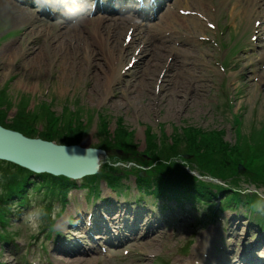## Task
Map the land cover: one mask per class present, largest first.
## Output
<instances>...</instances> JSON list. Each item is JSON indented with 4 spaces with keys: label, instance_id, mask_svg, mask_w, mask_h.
I'll return each instance as SVG.
<instances>
[{
    "label": "rangeland",
    "instance_id": "rangeland-1",
    "mask_svg": "<svg viewBox=\"0 0 264 264\" xmlns=\"http://www.w3.org/2000/svg\"><path fill=\"white\" fill-rule=\"evenodd\" d=\"M8 2L12 3L0 0V126L27 137H47L58 144L62 143L58 139L70 122V132L65 134L77 144L98 149V169L105 160L108 165H136L139 170L142 167L132 159L108 161L106 157L114 155L112 151H122L96 147L102 127L112 135L122 125L131 134L128 142L133 150L144 152L136 154L144 157V163L148 158L147 132L156 137L160 149L172 150V156L183 161L192 155L178 145L185 141L183 134H190V128L221 130L223 140L229 144L235 141L236 130L237 136L256 130L254 136L264 141V49L256 46L263 36L260 24H264V3L259 8L252 7L250 0H177L174 7L188 10L186 14L177 13L178 19L165 25L160 20L151 22L154 28L141 23L142 20H133L138 24L134 38L126 26L128 18L120 17V29L113 26L119 21L116 20L106 30L111 38L108 45L121 46L118 57L102 56L97 61L86 53L85 39L82 41V28H91L93 23L82 20L78 24H56L39 19L36 11L14 0ZM169 28L178 32H163ZM114 32L116 41L112 40ZM125 32L129 39H125ZM99 38L104 46L106 40L101 35ZM138 43L147 55L141 64L129 63L131 54L121 56V48L128 45L133 57ZM147 46H162L165 50L149 54ZM97 51L102 54L100 49ZM147 64H157V68L141 73ZM105 69H112L115 75L109 77V83L104 79ZM232 115H238L237 124ZM175 136L180 142L169 148ZM98 178L89 185L98 188L101 200L92 202L88 186L80 184L69 189L63 206L54 199L42 198L43 194L28 184L24 196L27 202L19 207L14 202V208L7 205V210L5 205V214H0V264H198L202 249L207 250L202 251L205 264H248L253 258H264V220L255 223L263 215L256 209L264 207V188L255 189L250 183L239 182L241 196L248 194L259 199L255 205L235 203L201 222L199 219L204 218L200 210L188 213L173 200L165 202L168 207H160L159 200L152 203L148 194L138 198L139 190L130 173L118 176L114 180L118 187L114 189ZM73 184L77 186L79 180ZM98 205L107 207V211L114 208L119 215H111L113 229L120 223L121 229L130 228L128 235L133 231L132 235L138 236L136 240H126L122 247L109 248L107 253L60 255L54 248L53 236L64 230L66 235L69 229L82 231L85 215L92 212L95 216ZM57 206L75 225L68 223L58 231L52 226L54 221L49 220L38 233L28 230L25 213L33 207L51 212ZM143 216L150 222L146 223ZM5 233H10L12 243L2 240ZM97 245L102 242L98 240ZM111 253L115 256L111 257Z\"/></svg>",
    "mask_w": 264,
    "mask_h": 264
},
{
    "label": "trees",
    "instance_id": "trees-1",
    "mask_svg": "<svg viewBox=\"0 0 264 264\" xmlns=\"http://www.w3.org/2000/svg\"><path fill=\"white\" fill-rule=\"evenodd\" d=\"M238 117L232 115L234 124H237ZM66 121V118L64 119ZM63 120V121H64ZM69 122V121H68ZM66 132H70L71 123L65 126ZM190 134H183L185 141L178 145L180 141L172 138V143L168 145L173 148V145H178L185 148V153L192 155L186 160H179L176 156H172L173 151H163L159 144H156V137L152 133L147 132L148 145H146L147 162L144 163V157L137 156L133 147L128 141L131 140V134L124 129L122 125L116 127V131L107 133L105 127L100 129L99 142L96 147L105 148L106 150L120 149L122 152L112 151L114 155L107 156V160H124L136 161L138 166H142L139 170L136 165H130L129 168L122 166L108 165L105 160L100 166L99 173L93 178L87 180L82 179L81 184L88 186L89 194L96 196L98 188L89 184L95 182L100 176L105 180L106 186L113 188L116 184L114 180L118 176L132 174L137 190L143 193H148L151 197L160 200V205L166 206L168 200H173L178 205H187L192 208L201 209V217L206 220L213 216L216 211H221L225 207H231L232 204H244L252 202L255 205L256 200L254 195L244 194L241 196L239 182L250 183L255 188L264 187V141L255 137L256 130H251L248 135L241 133L235 134V141L231 144L225 142L222 138L221 130L202 131L201 129H189ZM84 131L79 129V132ZM26 135L31 133L24 130ZM63 133L58 141L65 143L75 142L70 137ZM187 135V136H186ZM46 140L49 138L46 137ZM146 142V140H145ZM259 151V154L256 152ZM139 155H144L140 153ZM182 156V155H181ZM117 162V161H115ZM190 162V164H188ZM241 168L237 170V165ZM0 214H5L8 201L13 197L19 199V204L25 202V188L28 183L33 184L35 192H42V197H50L64 202V197L67 190L73 187L72 181L63 176H52L46 173L34 174L31 177V172L18 167L14 164L0 161ZM195 171L196 175L191 172ZM144 175H138L137 173ZM207 176L214 177L209 179ZM90 177V176H89ZM259 200V199H258ZM264 203V200H262ZM49 207V205H45ZM251 207V206H249ZM216 208V209H214ZM264 219V212L261 218H257V222Z\"/></svg>",
    "mask_w": 264,
    "mask_h": 264
},
{
    "label": "water",
    "instance_id": "water-1",
    "mask_svg": "<svg viewBox=\"0 0 264 264\" xmlns=\"http://www.w3.org/2000/svg\"><path fill=\"white\" fill-rule=\"evenodd\" d=\"M98 149L60 144L0 126V160L32 172H45L78 179L98 167Z\"/></svg>",
    "mask_w": 264,
    "mask_h": 264
},
{
    "label": "bare ground",
    "instance_id": "bare-ground-1",
    "mask_svg": "<svg viewBox=\"0 0 264 264\" xmlns=\"http://www.w3.org/2000/svg\"><path fill=\"white\" fill-rule=\"evenodd\" d=\"M5 1V3L7 2V3H12V2H8V0H4ZM15 1V0H14ZM16 2H18V3H20V4H27V5H29V6H32V4L31 3H27V2H24V1H16ZM264 3V0H250V4H252V7H259V8H262V4ZM9 4V5H10ZM1 5H2V3H1ZM14 5V4H13ZM16 5V4H15ZM2 7V6H1ZM19 9V8H18ZM21 10V9H20ZM15 11V10H14ZM23 11V10H22ZM30 12V11H29ZM19 13V12H18ZM21 14H22V12H21ZM35 14L37 15V14H41V12H39L38 10L35 12ZM24 15V14H23ZM27 15V14H26ZM29 15V14H28ZM171 15V13L169 12V11H165V13L163 14V15H161L159 18H157V20H159L160 19V21L161 22H163V25H165L164 23H166V22H169V21H171V20H177L178 19V17L176 16V15H174V16H172L171 18L169 17ZM29 17V16H28ZM191 17V16H190ZM83 20L84 21H88V22H90V23H93L94 25L91 27V28H86V27H84V28H82V30L81 31H83V40L82 41H84V39H85V41H84V45L85 46H83L86 50H87V52L86 53H90L91 54V56L92 57H94V58H98L97 59V61H99V60H101V58H105V59H107V58H111V56L112 55H117V57H118V50H119V47H121L120 45H119V47L117 48V47H115V46H109L108 45V43H109V40L111 39V38H109V36H108V33L110 32V31H106L108 28H109V25H110V23L112 24V22L113 21H116L115 19H111V18H109V17H107V16H104V15H96V17L94 18V19H92V20H89V18H88V16L87 17H85V18H83ZM120 20H121V18L119 19V21H116L115 23H113L114 25L113 26H116V27H118V29H120V27H121V25H120V23H122V22H120ZM130 20H132V17H130L129 18V20H126L127 22L128 21H130ZM192 21V20H191ZM142 23V22H141ZM195 23H197V22H195ZM149 24V25H148ZM147 25L148 26H150L151 28L152 27H155V24L153 23V25H152V23L151 22H149ZM125 26V25H124ZM127 26V25H126ZM131 26H133V27H136L137 25L135 24V23H133L132 22V25ZM147 26V27H148ZM52 27H54V26H52ZM128 27V26H127ZM149 27V28H150ZM48 28V27H47ZM126 28V27H125ZM150 28V29H151ZM97 30H99V32L97 31ZM117 30V29H116ZM148 30V29H147ZM134 33H133V37H135L136 35H137V29L135 28L134 29ZM96 32H98L97 34H95ZM119 32V31H118ZM24 33V32H23ZM120 33V32H119ZM118 33V34H119ZM102 34H104V35H102ZM116 34H117V32H114V33H112V40H114V41H116ZM102 36L105 40H106V43H104V46L100 43V38H99V36ZM25 36V35H24ZM97 36V37H96ZM92 40V41H91ZM111 43V42H110ZM115 44L117 45V43L115 42ZM139 45V43L137 44V53L135 54V55H133V57L131 56L132 55V53L131 52H129V46L128 45H125V46H123L122 48H121V56H127V55H129V54H131L130 56H129V60L128 61H131L132 63H136V62H140V64L142 63V60H143V57L144 56H146L147 54L146 53H144V48H143V45L141 44L140 46H138ZM106 46V47H105ZM157 46H159V45H157ZM11 47V46H10ZM103 47H105L104 49H102ZM108 47V48H107ZM12 48V47H11ZM146 48V47H145ZM147 48H148V46H147ZM146 48V49H147ZM97 49H100V51H101V53L102 54H100L98 51H97ZM165 50V48L164 47H162V46H160V47H155V48H152V47H149L147 50H148V53L149 54H151V53H155V52H158L159 50ZM264 49V48H263ZM9 50V49H8ZM32 49H30V51H31ZM262 51V50H261ZM260 53V52H259ZM262 53V52H261ZM260 53V54H261ZM141 55V56H140ZM103 56V57H102ZM248 56V55H247ZM251 56V55H250ZM244 57V56H243ZM42 59V58H41ZM244 60V59H243ZM109 65V64H108ZM110 66V65H109ZM157 68V64H155L154 66H152V65H150V64H147V66H145L144 67V69H143V72H141V73H147V72H154V70ZM88 74V73H87ZM103 74L105 75V77H104V79L105 80H107L108 81V83L110 82V79H109V77H112L113 75H114V73L112 72V69H110V71H108L107 69H105L104 70V72H103ZM131 74V73H130ZM137 74V73H136ZM205 74V73H204ZM140 75V74H139ZM115 76V75H114ZM102 79V78H101ZM127 80V79H126ZM263 80V79H262ZM138 81V80H137ZM136 81V82H137ZM261 81V80H260ZM259 82V81H258ZM143 83V82H142ZM262 83V82H261ZM122 86V85H121ZM131 87V86H130ZM163 87V86H162ZM174 87V86H173ZM176 87V86H175ZM142 88V87H141ZM164 88V87H163ZM169 88V87H168ZM120 89V88H119ZM119 92H120V90H119ZM174 94H175V92H174ZM172 95H170V97H171ZM77 145H79L80 147L82 146V147H84L81 143H78ZM141 175H144V174H142L141 173ZM143 195V192L141 191V192H139L138 193V198L139 197H141ZM98 207H99V205L96 207V209H98ZM125 211H127V209H125ZM112 213V214H111ZM101 215V213L98 211V210H96V217H99ZM111 215L112 216H118L119 215V213L118 212H116L115 211V209L114 208H112L109 212H108V216L111 218V219H113L112 217H111ZM94 216V214L93 213H89L88 215H85V219L86 220H90V218H93V217H95ZM77 220H78V217L76 218ZM85 222V221H84ZM142 222H145V221H142ZM150 221H149V218H147L146 219V223H149ZM79 226V225H78ZM133 226L135 227V224L133 225L132 224V230H134L133 229ZM84 228H87L88 227V225H87V223L85 222L84 223V226H83ZM125 230V229H124ZM71 238L72 239H74L75 237L72 235L71 236ZM207 243V241H205L204 242V244H206ZM54 248H56V247H54ZM212 249V248H211ZM75 251H77V249H73V250H71V252L70 253H72V252H75ZM205 252V253H207V250H205V249H202L201 250V253H199V255H198V264H205L204 263V257H203V252ZM83 252H85V251H83ZM248 257V256H247ZM212 259H214L215 260V258H214V256H212ZM258 261L259 260H257L256 258H253L250 262H248V264H252V263H254V264H257L258 263ZM193 262H197V260H193ZM218 263V262H217Z\"/></svg>",
    "mask_w": 264,
    "mask_h": 264
},
{
    "label": "clouds",
    "instance_id": "clouds-1",
    "mask_svg": "<svg viewBox=\"0 0 264 264\" xmlns=\"http://www.w3.org/2000/svg\"><path fill=\"white\" fill-rule=\"evenodd\" d=\"M40 10L47 8L58 15L63 22L78 24L84 16L94 12L95 0H35ZM257 211L264 212V207L257 206ZM54 221L52 226L56 230H63L70 222L62 209L54 207L51 212L42 207H33L24 215V222L32 233H38L46 221ZM56 224L60 227L56 228Z\"/></svg>",
    "mask_w": 264,
    "mask_h": 264
}]
</instances>
